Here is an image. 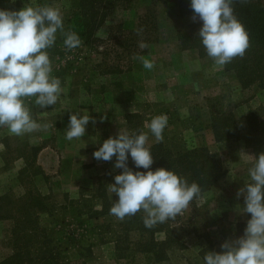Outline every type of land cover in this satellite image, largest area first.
Masks as SVG:
<instances>
[{
    "label": "rangeland",
    "instance_id": "374dc122",
    "mask_svg": "<svg viewBox=\"0 0 264 264\" xmlns=\"http://www.w3.org/2000/svg\"><path fill=\"white\" fill-rule=\"evenodd\" d=\"M69 1L72 0H0V9L18 11L15 7L19 5L21 9L51 6L61 12L65 31H73L78 29L80 19L74 23L66 21ZM109 1L102 24L87 40L81 37L79 47L67 50L58 31L55 52L47 50L53 69L51 76L61 81L63 92L58 102L47 109L37 107L35 98L25 103L37 123L51 127L22 136L9 135L6 127H0V263L13 255L14 224L19 225L24 238L19 246L20 255L12 264L124 263L113 256L111 235L119 220L110 214L99 220L106 242L100 241L99 232L90 235L88 230L86 240L80 243H93L90 258L77 253L76 246L63 242L57 245L47 236L52 227L66 232L69 227L74 234L84 231L61 215L59 219L63 221L52 223L51 213L59 214L65 199H81L83 205L94 203L98 208V187H103L109 197H115L108 187L123 170L114 167L115 157L105 162L96 160L93 154L105 140L118 137L120 129L130 134L148 133V147H198L217 153L225 175L197 199L200 213L193 215L191 229H195L187 240L207 234L221 247L225 241L244 234L249 218L242 213V196L237 199L236 193L250 178L248 169L255 162L254 156L258 158L263 153L254 148L264 142V112L257 111L264 108V86L241 88L233 74L215 69L208 56H199L194 49H182L172 39L150 42L143 35L131 37L129 31L141 15L148 10L163 13L162 4H153V0ZM141 40L147 43L146 49L139 48ZM137 55L153 61L154 68H143L133 59ZM77 113L91 116L96 123L89 122L81 139L68 141L65 136L69 119ZM159 115H166L168 123L163 142L156 143L145 122L150 123ZM101 117L106 119L101 122ZM212 118L222 124L219 131H227L233 137L217 141ZM241 222L244 225L237 232L233 223ZM225 225L231 226V232L229 238L222 240L224 237L216 229ZM155 237L162 239L163 234L158 232ZM179 255H173L171 264H203L195 259L192 246ZM192 256V261H188L186 257ZM140 257L137 255L135 263L142 261Z\"/></svg>",
    "mask_w": 264,
    "mask_h": 264
},
{
    "label": "clouds",
    "instance_id": "9594fccd",
    "mask_svg": "<svg viewBox=\"0 0 264 264\" xmlns=\"http://www.w3.org/2000/svg\"><path fill=\"white\" fill-rule=\"evenodd\" d=\"M246 2V0H241ZM234 0H191L192 19H199L203 26L198 36L215 69H223L237 57L243 58L250 47L249 35L234 14ZM64 37V47L71 51L81 45L77 33L65 26L59 9L51 6H25L18 11L0 9V127L9 135L22 136L34 131H47L51 125L39 124L30 115L25 101L35 98L40 109L54 106L63 89L61 81L51 76L52 64L47 50L57 40V32ZM139 48L146 49L142 40ZM143 68L151 70L154 62L144 56H134ZM106 117H101V122ZM95 119L87 114H72L66 129L68 141L81 139L89 122ZM168 123L166 115H159L145 122L156 143L163 142V132ZM148 133L119 130L118 137L108 138L93 156L98 161L109 162L116 158L114 167L122 169L115 175L108 191L115 194L110 215L120 221L143 212L146 228L175 220L183 215L193 200L201 196L200 186L166 168L151 170L154 158L147 146ZM129 155L137 169L128 166ZM248 169L250 180L245 181L237 193L244 198L242 213L250 214L244 234L227 240L222 252L209 251L205 264H264V153L254 156Z\"/></svg>",
    "mask_w": 264,
    "mask_h": 264
},
{
    "label": "trees",
    "instance_id": "16d2710c",
    "mask_svg": "<svg viewBox=\"0 0 264 264\" xmlns=\"http://www.w3.org/2000/svg\"><path fill=\"white\" fill-rule=\"evenodd\" d=\"M162 4L164 7L163 13L153 14L148 10L143 13L138 20V23L129 31V35H143L147 41H158L163 38H169L175 41L182 49H194L199 56H207L204 47L198 36L199 29L203 26V22L199 19L193 20L194 15L191 9V0H153ZM19 5L17 3H12ZM86 4V5H85ZM81 5H84L83 7ZM110 5L109 0H72L68 4L67 22H77L78 29L73 30L79 38L84 37L87 40L92 34V31L98 28L103 20ZM21 5L15 7L20 10ZM234 14L244 25L250 39V47L247 49L243 58L237 57L231 63L227 64L223 69L235 76L241 88L250 89L252 87L264 86V0H234L232 5ZM66 30H69L66 29ZM148 32V33H147ZM154 36V38H152ZM156 36H161L156 38ZM85 40V41H86ZM55 52L54 47L50 48ZM257 111L264 112V108H258ZM226 125V123H224ZM222 124L212 118L211 127L215 133L217 141L226 140L233 135L227 131H219ZM252 132H257L252 129ZM220 133V134H217ZM255 134V133H254ZM160 146V147H159ZM154 158V163L151 170L155 171L158 168H166L175 172L178 176L186 179L189 185L193 182L197 183L201 188V196L214 186L224 175L225 171L222 168L220 157L217 153H212L206 148H188V149H169L162 145H152L149 147ZM257 152L264 153V142L259 147L254 148ZM129 163V160H128ZM130 168L135 171H144L147 169H137L134 163H129ZM250 180L247 179L246 181ZM245 182L243 183L244 186ZM96 193V203L83 205L81 199H65V203L60 205V213H51V221L57 224L61 218L66 217L71 223L78 224L84 231H77L74 234L72 228L68 227V231H63L60 227H52L47 236L50 241L60 245L62 242L68 246L74 245L77 248V253L90 258L92 256L93 243L81 246L80 243L84 239L85 234L89 230V234L98 233L101 242H106V238L102 236L100 218L110 214V208L117 196L109 197L103 187H98ZM200 196V197H201ZM229 199V203H230ZM197 199L193 200L187 211L183 215H178L175 220H169L166 223H159L155 227L149 229L144 226L143 212H138L135 216L126 217L124 221L116 224V230L112 232L113 256L116 260L124 261L123 264H171L173 255L184 254L192 246L195 250V259H199L205 264L204 256L209 251L222 252L221 247H217L207 234L205 237L199 235L197 240H187L188 234L194 229L192 228L193 215L200 213L199 205L196 204ZM233 202L231 201V204ZM240 205L244 207V198H240ZM250 219V214L247 215ZM17 223V220H16ZM230 225H232L230 223ZM230 225H225L216 229L218 234L225 240L230 236ZM240 232L244 223H233ZM19 225L14 224L12 229V244H14L13 255L5 258L0 264H12L20 255L19 246H22L24 236L20 235ZM85 226V227H83ZM233 227L232 229H235ZM97 228L99 230H97ZM37 231V230H36ZM80 232V233H79ZM162 233L163 238L155 237L156 233ZM134 234V238H132ZM45 237V238H48ZM88 240V239H87ZM191 245V246H189ZM66 248V247H65ZM67 249V248H66ZM137 255H140L142 261L135 263ZM177 257V256H176ZM192 261V257H186ZM47 264V263H46Z\"/></svg>",
    "mask_w": 264,
    "mask_h": 264
}]
</instances>
